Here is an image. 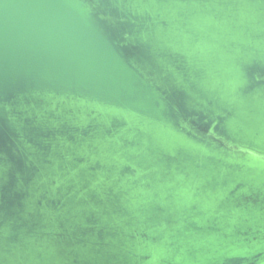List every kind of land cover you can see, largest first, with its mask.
Instances as JSON below:
<instances>
[{
    "label": "water",
    "instance_id": "obj_1",
    "mask_svg": "<svg viewBox=\"0 0 264 264\" xmlns=\"http://www.w3.org/2000/svg\"><path fill=\"white\" fill-rule=\"evenodd\" d=\"M0 264H264V0H0Z\"/></svg>",
    "mask_w": 264,
    "mask_h": 264
}]
</instances>
